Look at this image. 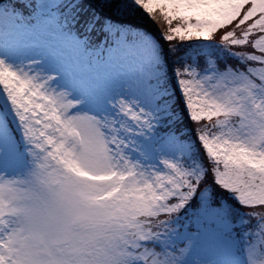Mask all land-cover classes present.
Masks as SVG:
<instances>
[{
    "label": "snow or ice",
    "instance_id": "obj_1",
    "mask_svg": "<svg viewBox=\"0 0 264 264\" xmlns=\"http://www.w3.org/2000/svg\"><path fill=\"white\" fill-rule=\"evenodd\" d=\"M0 264H264V0H0Z\"/></svg>",
    "mask_w": 264,
    "mask_h": 264
}]
</instances>
